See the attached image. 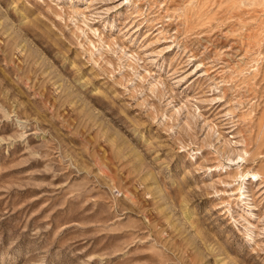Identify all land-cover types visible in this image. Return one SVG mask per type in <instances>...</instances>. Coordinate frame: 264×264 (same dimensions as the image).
Wrapping results in <instances>:
<instances>
[{
  "label": "rangeland",
  "instance_id": "rangeland-1",
  "mask_svg": "<svg viewBox=\"0 0 264 264\" xmlns=\"http://www.w3.org/2000/svg\"><path fill=\"white\" fill-rule=\"evenodd\" d=\"M0 264H264V0H0Z\"/></svg>",
  "mask_w": 264,
  "mask_h": 264
}]
</instances>
